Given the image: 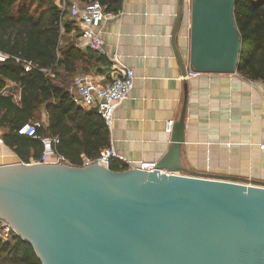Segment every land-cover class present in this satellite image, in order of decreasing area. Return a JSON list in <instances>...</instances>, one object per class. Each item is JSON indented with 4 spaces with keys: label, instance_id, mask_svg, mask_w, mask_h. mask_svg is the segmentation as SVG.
<instances>
[{
    "label": "water",
    "instance_id": "water-1",
    "mask_svg": "<svg viewBox=\"0 0 264 264\" xmlns=\"http://www.w3.org/2000/svg\"><path fill=\"white\" fill-rule=\"evenodd\" d=\"M238 1L191 0L192 72L238 73ZM186 106L187 85L171 147L152 172L0 166V218L42 264H264V186L187 175Z\"/></svg>",
    "mask_w": 264,
    "mask_h": 264
},
{
    "label": "crops",
    "instance_id": "crops-1",
    "mask_svg": "<svg viewBox=\"0 0 264 264\" xmlns=\"http://www.w3.org/2000/svg\"><path fill=\"white\" fill-rule=\"evenodd\" d=\"M121 1L115 17L98 29L111 68L116 57L135 75L134 89L117 108L110 130L117 153L159 163L171 147L187 85L181 150L187 175L264 186V82L238 73L189 77L191 0H185L180 22L179 0ZM111 68L93 76L101 80ZM0 95L19 102L21 89L7 82ZM4 133L0 128V138ZM19 162L12 149L0 145V166Z\"/></svg>",
    "mask_w": 264,
    "mask_h": 264
},
{
    "label": "trees",
    "instance_id": "trees-1",
    "mask_svg": "<svg viewBox=\"0 0 264 264\" xmlns=\"http://www.w3.org/2000/svg\"><path fill=\"white\" fill-rule=\"evenodd\" d=\"M99 1L107 12L117 13L121 0ZM242 40L238 74L264 82V0H239L234 9ZM81 31L56 0H0V53L10 58L0 63V92L7 82L21 89L20 101L0 95V128L4 143L23 162H38L42 144L18 134L26 123L44 121L43 135L57 137L59 155L72 166L95 159L111 143L110 130L96 110L74 102L70 88L80 74L105 75L111 68L106 56L80 49ZM22 61L35 68L25 72ZM46 119V120H45ZM113 171H125L114 163ZM0 264H42L33 246L15 232L8 241L0 238Z\"/></svg>",
    "mask_w": 264,
    "mask_h": 264
},
{
    "label": "built area",
    "instance_id": "built-area-1",
    "mask_svg": "<svg viewBox=\"0 0 264 264\" xmlns=\"http://www.w3.org/2000/svg\"><path fill=\"white\" fill-rule=\"evenodd\" d=\"M61 12H68L71 19L76 22L77 27L81 31L80 37L77 39V46L80 49H90L106 56L103 49V41L100 37L98 29L103 21L115 17L113 12H107L106 8L99 1H93L87 4L81 3L79 0H56ZM10 57L0 53V63L6 62ZM113 65L108 73L101 80L96 79L91 74H80L75 79L70 88L74 102L87 110H96L100 117L104 120L109 130L112 129L115 112L117 108L125 102L135 86V75L133 71L127 67L120 65L116 57L111 58ZM25 72L31 71L35 66L30 61H22ZM201 74L190 71L189 77H198ZM46 123L44 121H34L23 124L18 129V134L28 136L34 140L40 141L42 144V154L37 164H67L69 161L56 151V146L60 140L51 135L41 134V130ZM171 130V128H170ZM4 143L0 138V145ZM260 149L264 150V144L260 145ZM114 163H119L124 170H142L152 172L157 169L156 161H130L119 155L113 145L101 150L95 159H84L82 167L89 165L102 166L111 169ZM167 175L171 172L162 170ZM14 233L13 228L3 219L0 218V238L8 241Z\"/></svg>",
    "mask_w": 264,
    "mask_h": 264
}]
</instances>
